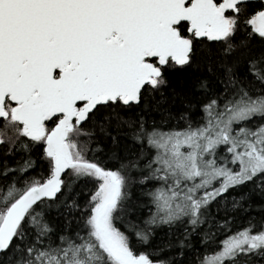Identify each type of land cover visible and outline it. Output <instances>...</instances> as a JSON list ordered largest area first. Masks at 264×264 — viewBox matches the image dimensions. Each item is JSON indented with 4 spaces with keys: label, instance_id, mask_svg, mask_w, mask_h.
I'll return each mask as SVG.
<instances>
[{
    "label": "snow or ice",
    "instance_id": "6c2138e0",
    "mask_svg": "<svg viewBox=\"0 0 264 264\" xmlns=\"http://www.w3.org/2000/svg\"><path fill=\"white\" fill-rule=\"evenodd\" d=\"M0 264H264V0H0Z\"/></svg>",
    "mask_w": 264,
    "mask_h": 264
}]
</instances>
